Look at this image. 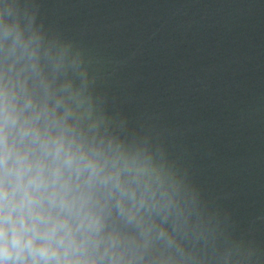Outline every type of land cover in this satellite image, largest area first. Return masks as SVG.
I'll list each match as a JSON object with an SVG mask.
<instances>
[{
	"label": "water",
	"instance_id": "water-1",
	"mask_svg": "<svg viewBox=\"0 0 264 264\" xmlns=\"http://www.w3.org/2000/svg\"><path fill=\"white\" fill-rule=\"evenodd\" d=\"M0 15L67 47L108 133L179 187L184 253L145 264H264V0H0Z\"/></svg>",
	"mask_w": 264,
	"mask_h": 264
},
{
	"label": "clouds",
	"instance_id": "clouds-1",
	"mask_svg": "<svg viewBox=\"0 0 264 264\" xmlns=\"http://www.w3.org/2000/svg\"><path fill=\"white\" fill-rule=\"evenodd\" d=\"M181 201L145 150L108 133L79 59L0 15V264H145L156 246L182 255Z\"/></svg>",
	"mask_w": 264,
	"mask_h": 264
}]
</instances>
